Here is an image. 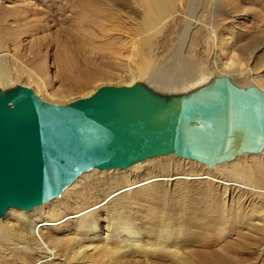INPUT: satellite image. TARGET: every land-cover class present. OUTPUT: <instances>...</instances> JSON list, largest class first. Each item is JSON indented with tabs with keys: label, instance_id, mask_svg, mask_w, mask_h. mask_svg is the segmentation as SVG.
Masks as SVG:
<instances>
[{
	"label": "rangeland",
	"instance_id": "obj_1",
	"mask_svg": "<svg viewBox=\"0 0 264 264\" xmlns=\"http://www.w3.org/2000/svg\"><path fill=\"white\" fill-rule=\"evenodd\" d=\"M71 1L74 0H0L1 48L7 54L5 63L8 62L13 78L0 84V88L22 84L33 88L49 102L66 104L89 96L102 85L128 84L131 69L143 66L137 50H133L132 38L148 15L144 0H82L73 6ZM194 14L189 19L186 2L179 0L160 21L162 32L151 50L143 51L155 57H166L174 51L172 45L168 49L158 44V40L163 43L168 31L170 37H175L180 24L199 22L204 30L202 40L191 45L189 37L184 49L190 59L203 57L196 78L208 80L215 75H229L238 84H254L264 89V0L200 1L199 10ZM215 19L219 24L217 29L212 27ZM153 65L158 67L156 62ZM137 80L156 88L147 74ZM174 88L157 89L165 93L190 89ZM246 156L250 157L243 158ZM246 156H241L244 161L264 162V155ZM158 159L162 158L129 167L132 170L92 173L90 175H96L101 182L92 185L89 191L85 190L86 184L79 183L70 186L67 194L49 201L45 210L65 218L85 208L89 200L97 206L102 204L100 194L115 192L111 195L115 197L99 210L101 236L93 242L86 238L79 245L72 244L71 239L81 238L78 218H71V223L62 221L60 230L43 231L48 237L60 239L56 247L58 257L68 264H181L180 260H172L163 252L147 258L130 244L111 257L110 250L120 244L106 227L108 217L121 213L149 248L161 250L162 230L173 231L172 238L165 240L192 264H202L200 255L203 252H211L223 264H264V230L261 229L264 226V190L238 184L231 193L230 187L226 191L225 185L230 183L222 171L239 159L213 171L197 161L173 158L172 174H190L191 177L173 183L162 171L147 166ZM207 172L220 178L206 179ZM156 175L165 177L161 186L151 189L152 182H142ZM106 178L109 179L105 181ZM119 187L126 188L116 196L115 190ZM182 220L185 223L183 236L178 232L182 229ZM11 221L18 225L17 219ZM156 222L164 224L160 225L161 229ZM16 227L18 233L20 229ZM24 234L17 236L25 240L29 235L28 232ZM105 237H108L106 242L101 239ZM121 237L128 239L126 235ZM47 241L49 246H55L51 239ZM92 243L101 248L87 249ZM80 247L86 249L84 255L78 253ZM38 258H41L38 253L27 255L12 245L0 246V264H40Z\"/></svg>",
	"mask_w": 264,
	"mask_h": 264
},
{
	"label": "water",
	"instance_id": "obj_2",
	"mask_svg": "<svg viewBox=\"0 0 264 264\" xmlns=\"http://www.w3.org/2000/svg\"><path fill=\"white\" fill-rule=\"evenodd\" d=\"M264 152V90L216 75L185 92L143 80L66 104L0 88V219L61 195L84 172L176 154L208 167Z\"/></svg>",
	"mask_w": 264,
	"mask_h": 264
},
{
	"label": "bare ground",
	"instance_id": "obj_3",
	"mask_svg": "<svg viewBox=\"0 0 264 264\" xmlns=\"http://www.w3.org/2000/svg\"><path fill=\"white\" fill-rule=\"evenodd\" d=\"M82 0H74L71 1V5L73 6L75 3H81ZM84 1V0H83ZM86 1V0H85ZM93 1V0H92ZM179 0H144V3L147 5L148 9V15L144 18L143 25L140 26L137 30L134 31V38H132V44H133V50H137V57L141 60H143V66L136 68V70L131 69L133 72L131 74V79L128 81V84L125 85H131L134 84L137 79L143 78L146 74L148 75L149 80L151 83H153L156 88H194L195 86H198L199 84L206 81V77L203 78H196V73L199 69V63L201 62V59L203 57L198 56L195 59H190L185 53L184 49L186 47V43L189 40V43L191 45H197L202 40V33L204 32L203 26H199V22L191 24L190 22L180 24L176 30V36L170 37L169 34H171L170 31L167 32V34L164 37V42L160 43L158 40V44H164L165 47L170 49L171 45L174 51L171 54H168L166 57L162 58V56H153L149 52H144V49L151 50L152 46L154 45V42L157 41V37L162 32V28L160 25V21L167 16L177 5V2ZM186 2V8H187V16L191 17L192 15H195L194 13L198 12L200 7V1H203L204 3L209 2H216L217 0H183ZM91 3V1H89ZM87 4V3H86ZM213 4V3H212ZM64 7H66L64 5ZM65 9V8H64ZM216 11V10H215ZM217 19L214 20V23H212L213 29H217L219 24L217 23ZM203 25V24H202ZM195 30V31H194ZM164 32V31H163ZM132 34V33H131ZM191 35V36H190ZM137 38V39H136ZM178 41V42H177ZM4 50L1 48V42H0V84L7 82L9 79H13L12 73L10 72V67L8 62L5 63V59L7 58V54L3 52ZM6 52V51H5ZM163 53V52H162ZM159 54V53H158ZM64 55V54H63ZM193 55V54H192ZM153 62H156L158 64V67H153ZM153 65V66H152ZM37 75V74H36ZM216 76V75H215ZM229 76V75H228ZM210 77V76H209ZM174 84V86H173ZM153 87V86H152ZM154 88V87H153ZM175 88L173 90H175ZM263 88V87H261ZM181 90V89H180ZM264 90V89H263ZM95 91V90H94ZM93 91V92H94ZM187 91V90H186ZM91 92V91H90ZM92 92V93H93ZM173 92V91H172ZM179 92V91H178ZM91 93V94H92ZM89 95V94H88ZM43 98V97H42ZM44 99V98H43ZM247 154H244L242 156H246ZM257 156H263L264 152L259 154H252ZM250 156H246L243 158H248ZM155 158H162L161 160L152 161L147 165L149 168L154 167L158 171H162L165 176L168 177V180L173 183L176 180L182 179V178H189V175L186 174H172L174 169H171L173 158H178L182 160H191L187 158H181L177 156L176 154H166L161 155L153 158H149L146 160H152ZM243 158L240 156L236 159L237 162H235L230 167H227L229 169H224L223 175L226 177V181H228V186H226V191H228V187H230L229 192L231 193L232 190L238 185V184H244V186H250L252 188H259L260 190H264V162L256 161H244ZM235 159V160H236ZM144 160V161H146ZM235 160L231 161L234 162ZM144 161L137 162L134 165L141 164ZM195 161V160H191ZM186 162V161H185ZM231 162H225L219 165H216L214 167H209L210 170H217L221 167H224L225 165L230 164ZM189 163V162H187ZM177 164V163H175ZM205 165V164H204ZM130 166V167H132ZM178 167V165H176ZM193 166V165H192ZM207 166V165H206ZM138 167V166H137ZM129 168V167H128ZM133 168V167H132ZM226 168V167H225ZM127 168H124V170ZM130 169V168H129ZM148 169V168H147ZM178 169V168H177ZM180 169V168H179ZM107 171L110 169H106ZM106 170H99V169H92L90 171L84 172L77 180H75L70 186L75 187L76 184H86L85 190L86 192L89 191V189L92 187V185H95V183H100L101 179L99 177L90 175L92 173H99L105 172ZM117 170V169H115ZM119 170V169H118ZM132 170V169H130ZM173 170V171H171ZM183 170V169H182ZM129 171V170H128ZM221 173V172H220ZM105 174V173H104ZM88 175V176H87ZM108 175V174H107ZM164 175H156L152 176L146 179H143L142 182L145 181V183L152 182L153 185H150L149 187L152 189L153 187H159L161 186L160 182L164 180ZM205 178L217 180L220 177H217L213 173H205ZM85 176V177H84ZM193 176V175H191ZM106 177V176H103ZM111 177V176H110ZM84 178L83 181H81ZM191 178V177H190ZM109 178H106L105 181H107ZM166 180V179H165ZM236 181V182H235ZM238 181V182H237ZM84 182V183H83ZM156 182V184H155ZM137 183V182H136ZM133 183L132 185L136 184ZM140 183V182H139ZM178 183V182H176ZM67 187L63 190L61 195L64 193L67 194V192L70 191L71 187ZM79 186V185H78ZM130 187V186H126ZM126 187H119L116 191V196L118 194H121V192L124 191ZM232 187V188H231ZM234 187V188H233ZM259 191V190H258ZM115 192H111L107 195H102L101 203L97 206L94 201L89 200L87 206L85 208H82L79 211H75L74 214H70L63 217H57L58 214L54 212L46 211L49 201L37 206L31 210H21L16 208H8L3 217L0 219V246H8L12 245L18 250H22L25 254H33L38 253L41 255V258L38 260L40 264L46 263V264H68L65 260L60 259L58 257V251L56 249L57 245L60 243V239H53L51 237H48L47 234H43L46 230L47 232H52L56 230H60L62 226H59L62 221L71 223V218H78V233L81 238L78 239H71L73 242L72 244L79 245L81 242H83V239H89L91 242L94 241L96 237H100L99 231H100V223L99 218L97 217L99 210L101 206H103L106 203H109L113 197ZM65 194V195H66ZM60 195V196H61ZM60 196L54 198L58 199ZM233 198V196H232ZM53 200V199H52ZM51 201V200H50ZM45 210V211H44ZM27 213L34 214L33 217L28 215ZM237 216V215H236ZM123 215L121 213H118L112 217H108L109 223L107 224L108 231H111L115 234L114 237H116L120 245H116L115 248H112L110 250L111 257H115L116 254L121 253V250L124 249L123 246L125 245V248L127 247L126 244H130L134 248L135 251H142L143 254L149 258L151 255H157L158 252H163L165 256H168L172 260L177 259L180 260L181 264H192L188 259L179 251L178 248H175V246H171L165 238H172L173 231L170 229L162 230V235H160V245L161 250L152 249L147 246H145L138 237V230L135 228L133 229L128 223H130L129 219L122 218ZM11 219H17L18 225L13 223ZM236 219V218H235ZM170 221V220H169ZM168 221V222H169ZM187 222V220H186ZM63 223V222H62ZM75 223V222H74ZM156 224L161 229V222H156ZM182 229H180L178 232L179 235H184L185 228H184V221H180ZM262 224L264 225V219L262 220ZM164 225V224H163ZM16 226H19L20 231L17 233ZM264 230V226L261 228ZM44 231V232H43ZM28 232L29 237L27 239H19L17 235L24 234ZM25 233V234H26ZM24 234V235H25ZM91 234V235H90ZM121 235H126L128 239L121 237ZM134 236L133 238L131 236ZM48 237V238H47ZM51 239L55 246H49V242L47 240ZM103 241H107L108 237L101 238ZM127 242V243H126ZM83 247H80L78 250L79 254H83L86 249H82ZM101 246L99 244L94 245L93 243L87 246V249H95L99 250ZM2 250V248H1ZM129 252L128 250H126ZM78 255V254H77ZM84 255V254H83ZM81 256V255H79ZM32 257V256H31ZM202 264H223L217 257H215L214 254L211 252H203L200 255Z\"/></svg>",
	"mask_w": 264,
	"mask_h": 264
}]
</instances>
